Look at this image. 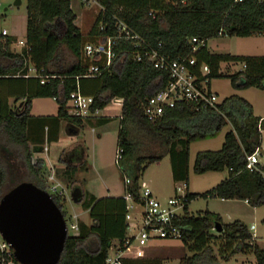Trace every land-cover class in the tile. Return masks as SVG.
Masks as SVG:
<instances>
[{
    "label": "trees",
    "instance_id": "16d2710c",
    "mask_svg": "<svg viewBox=\"0 0 264 264\" xmlns=\"http://www.w3.org/2000/svg\"><path fill=\"white\" fill-rule=\"evenodd\" d=\"M98 3L101 9L87 37L76 24L77 14L71 0H27L26 47L20 52L12 48L18 41L16 37L0 35V134L22 148V152L14 154L0 142V201L24 181L26 170L32 176L29 181L46 189V162L34 158L35 152L59 140L63 122L81 128L86 122L91 123L89 119L68 114L67 104L73 91L79 88L93 96L94 106L102 109L119 97L124 99L117 136V150H122V157L116 164L125 183V194L131 195L135 202H140L141 179L147 168L167 155L175 182L188 186L191 143L217 137L226 126H231L219 150L196 154L193 167L196 174L227 170L228 177L206 192L187 191L189 203L178 222L187 227L181 240L190 253L179 264H219L218 255L237 253L253 254L255 264H264V247L254 240L246 223L241 220L223 223L219 214L209 210L196 214L188 210L190 202L198 197L242 199L254 207L264 206V164L252 171L246 168L247 156L261 148L264 130V118L255 115L252 104L238 95L198 109L192 102H182L167 109L161 118L150 121L143 114V104L166 86L169 74L155 69L145 58L134 59L136 50L128 40H119L113 48L115 57L110 69L96 77L84 76L90 62L83 54L84 45L96 43L98 35L101 41L113 36L117 32L115 22L121 20L151 47L172 58L194 56L197 66L207 64L211 79L228 78L236 89L264 90V55L212 53L207 46L208 40L220 36L264 34V0H98ZM102 26L104 30H100ZM193 38L199 42L193 43ZM236 62L245 63L246 68L234 73L222 70L223 63ZM30 65L43 76L53 77L43 84L41 78L27 76ZM38 98L55 99L57 113L32 115L33 101ZM109 121L97 118L95 124ZM77 172L75 165L68 164L64 169L69 183L77 181ZM73 192L75 200L89 211L91 223L80 221L79 235L68 234L57 264H105L113 242L123 246L127 238L126 197L99 198L83 193L80 185ZM54 200L62 209L60 199ZM217 222L222 224V232L214 229ZM220 239L224 242H220L216 255L212 244ZM123 261L162 264L159 258Z\"/></svg>",
    "mask_w": 264,
    "mask_h": 264
},
{
    "label": "built area",
    "instance_id": "2783aa9c",
    "mask_svg": "<svg viewBox=\"0 0 264 264\" xmlns=\"http://www.w3.org/2000/svg\"><path fill=\"white\" fill-rule=\"evenodd\" d=\"M242 1V0H239ZM152 16H155L152 12ZM3 15V3L0 0V16ZM115 26L117 32L113 36L107 37L101 41V35L96 37V43L87 42L83 48L84 58L90 62L88 72L85 77H96L105 69H110L112 60L115 57L114 46L119 40L130 41L136 54L134 59H147L152 63L155 69L166 72L170 76L166 86L158 90L155 94L147 99L143 104V114L150 120L154 121L161 118L165 111L175 107L182 102H192L197 106L215 105L218 103L216 95L211 90V69L203 63L197 66V59L187 56L172 58L170 55L151 47L147 41L131 27L121 20H116ZM104 26L100 30H104ZM7 31L3 30L0 35H6ZM193 43L199 42L197 38L192 39ZM24 48L26 40L19 42ZM203 43V41H201ZM158 46H161L159 44ZM197 47L193 48L196 51ZM240 65V70L246 68V64L236 62ZM27 76L41 78V83H47L53 76H43L33 65H30ZM95 98L86 95L79 88L70 94L67 104L68 114L74 117L86 119L89 117L99 116L102 108L95 107ZM121 107L124 99L115 97L112 101ZM122 118V112L119 115ZM122 157V150H117L116 161ZM261 164L259 150L247 156L246 168L255 170ZM47 182L46 190L53 199H60L64 210V199L66 198V188L62 182L55 177L52 172L45 175ZM188 186L185 182H178L175 185V193L166 200L157 198L148 187H142L140 191V202H135L131 195H124L127 200L128 213L127 221V238L123 246L118 241H114L105 264H125L123 259L130 248L135 245L145 246L150 242L158 240L182 239L187 227L180 224V220L186 213V207L189 203L187 196ZM132 203V204H130ZM138 205L139 210L133 216L130 209L134 204ZM74 221L66 214L68 234L77 236L80 233L78 215L74 214ZM69 221V223H68ZM254 228V226L252 227ZM124 247V248H123ZM113 249V251H111ZM0 264H19L14 257V251L11 245L3 238L0 233ZM166 264V263H163Z\"/></svg>",
    "mask_w": 264,
    "mask_h": 264
},
{
    "label": "rangeland",
    "instance_id": "374dc122",
    "mask_svg": "<svg viewBox=\"0 0 264 264\" xmlns=\"http://www.w3.org/2000/svg\"><path fill=\"white\" fill-rule=\"evenodd\" d=\"M3 3V15L0 16V31L11 30L12 26L21 27L23 26V19L27 15V0H21L20 3H16L17 0H1ZM72 8L77 14V25L81 27L82 32L85 36L89 33L91 26L101 9L98 0H71ZM89 39V38H88ZM24 40V39H23ZM210 45L213 50H231L232 52H264V34H255L250 38H244L239 36H221L213 38L210 41ZM13 49L20 51L19 46L13 45ZM67 60H70V55L67 54ZM72 61V60H71ZM213 86L217 87L220 91V99L229 94L230 90V80L227 78H218L213 80ZM58 104L53 98H38L33 101L32 113L34 114H56ZM112 106L107 105L102 110V113L110 115V110ZM120 115V114H119ZM118 115V116H119ZM115 117V116H113ZM119 119H113L109 125L105 127L93 128L91 126H85L84 128L78 126H71V128L77 131L76 134L70 135L67 131V125L64 128L65 132L61 135V140L59 146H52L51 144H45L42 151H37L34 154V158H42L46 162V172L45 175L49 172L55 174V177L60 180L63 186L66 188V198L64 199V211L67 213L68 217L74 221V215L76 213H81V218L87 219L84 210L76 203L75 198L73 197V191L76 186L81 185L80 183V174L75 176L76 182L69 183L66 176L64 175V169L67 167L68 162L66 161V155L71 151L72 148L76 147L78 144L77 139L81 138L82 140L87 141L88 145V162L91 165V168L86 172V177L89 179V184L87 187L97 195H103L104 185H108L112 193H121L122 192V182L119 177V169L116 164V154H117V135L119 129ZM64 124H66L64 122ZM224 132V131H223ZM223 132L219 133V136L209 141V144H203L194 146L190 145V159L191 166L189 172V186L190 189L194 192H199L200 190H206L210 186L209 178L196 174L193 170V163L195 159L196 152L201 148H206L208 150H219L222 147L223 142ZM101 133L103 138L99 140V134ZM76 139H75V138ZM220 139V141H219ZM0 142L3 145L9 148L12 152L17 153V151L22 152V148L19 145L10 143L6 140V137L3 134H0ZM71 143V144H69ZM192 144V143H191ZM16 160V159H15ZM261 162V161H260ZM167 168L170 169L169 158L165 157L164 161L160 166L152 165L145 172L142 183L145 182L146 186L152 187V182L150 178L159 179L157 187H161L163 191H172L173 182L171 178H167ZM24 181H29L32 176L26 170L24 174ZM82 175V174H81ZM46 186H47V182ZM145 187V186H142ZM103 189V190H102ZM175 193V191H174ZM215 200L211 198L198 197L192 200L189 204L190 211L193 214H196L200 211L208 209V202ZM164 201V200H163ZM215 200L214 202H216ZM132 204V203H130ZM264 207V206H263ZM264 209V208H262ZM139 210L137 203L134 204V207H131L130 211L135 216ZM80 212V213H79ZM226 219V216H224ZM80 222V216L78 218ZM69 223V221H68ZM257 230L260 233V237L264 236V221L257 219L256 221ZM256 230V232H257ZM220 242L217 240L213 242V248L216 255H218ZM264 247L263 244L260 245ZM113 251V249H111ZM190 252L185 247L184 243L180 239L173 240H158L148 243L145 246L135 245L134 247L127 250L124 259L129 260H138L142 259L141 257H157L162 260V264H179L180 259ZM238 254L226 255L225 257L218 255L219 264H248V259H244ZM240 258H236V257Z\"/></svg>",
    "mask_w": 264,
    "mask_h": 264
},
{
    "label": "crops",
    "instance_id": "0c3cea01",
    "mask_svg": "<svg viewBox=\"0 0 264 264\" xmlns=\"http://www.w3.org/2000/svg\"><path fill=\"white\" fill-rule=\"evenodd\" d=\"M76 24H77V22H76ZM4 30H6V29H4ZM6 31H7L6 36H12V37L17 38L18 41L16 44H17V46H19L20 51H22L24 49V47L19 42L23 39H24L23 41L26 40L27 15L23 19V26H21V27L12 26L11 30H6ZM87 36H88V34H87ZM250 37L251 36L244 37V38H250ZM212 39L208 40V42H207L208 49L212 53L231 54V55H264L263 51L262 52L260 51V52H240V53H237V52H232L231 50H213L211 45H210V41ZM16 44H14V45H16ZM14 50L17 51V49H14ZM20 51H17V52H20ZM222 70L225 72L228 71L229 73H234V72L240 70V65L235 64V63L234 64L223 63L222 64ZM213 80L211 81L210 87H211L212 92L216 95L218 103L222 102V100L224 98H226L230 95H238V96H241V97L247 99L252 104L255 115H257L261 118H264V90L258 89L255 87H250V88H245V89H236L231 85V81H230L231 87L229 90V94L220 99V91L218 90L217 87L213 86ZM110 106H112V108L109 112L110 115H108L106 113H101L99 116L86 118V119H89L91 123L86 122L82 128H84L85 126L86 127L91 126L93 128L94 127L95 128L105 127L106 125H109L110 122L113 121V119H119V121H121L122 118H120L118 116L122 112L121 107H119L115 104H112V103L110 104ZM31 114L35 115V116L52 115V114H34V113H32V110H31ZM113 116H115V117H113ZM97 118H107V119H110V121L108 123H105V124L97 125V124H95ZM85 121H87V120H85ZM65 123L66 124H64V122L62 123L61 131H60V135H59V140L57 142L51 144L52 146H55V145H56V147L59 146V143L61 140V135L63 134V132H65L64 128L66 127V125L69 127L76 126V125L68 123V122H65ZM119 127H120V123H119ZM230 129H231V126H226L221 131V133L224 131L223 132V134H224L223 138L225 137L226 132H228ZM118 131H119V129H118ZM98 134H99V140H102V138H103L102 134L101 133H98ZM214 138L216 139V137H214ZM214 138L194 141V142H192L191 145L194 144V146H198V145H203V144H209V141L213 140ZM219 141H220V139H219ZM77 142H78V144L74 148L76 149L77 153L81 154V159L79 161L74 160L72 162H70V161H67V162L70 165H75L78 167L77 179H78V175L80 174L81 177H79L80 178L79 180H80V183H82L80 186L82 188L83 193H92L99 198L100 197L124 196L125 195V183L123 182V180L121 178L120 171H119V177H120V180L122 182V192L121 193H115V192L112 193L111 188L108 185H104V190L103 189L102 190L104 191L105 194L97 195L87 187V185L89 184V179L86 177L85 174L91 168V165L89 164V162L87 160L89 157V153H88L89 148H88L86 140H82L81 138H79V139H77ZM223 142H224V139H223ZM223 142H222V144H223ZM69 144H71V143H69ZM201 149L202 150L199 149L196 152V154L199 151L208 150L206 148H201ZM196 154H195V157H196ZM165 157L169 158L170 169L167 168V172H168L167 178L169 179V177H170L172 182H173L172 191L169 192L167 187H166L165 188L166 191L164 192L161 187H157V183H158L159 179L155 180V179L150 178L149 181L152 182L151 183L152 187L146 186L145 182H143V183L141 182V186L148 187L152 191V193L157 198H159L161 200H166V199L170 198L171 196H173L174 191H175V185H176V182L173 178V170H172V164H171L170 156L167 155ZM165 157L162 160L151 164L150 166H152V165L160 166L161 163L164 161ZM259 158H260L261 163L264 164V130H262L261 148L259 149ZM194 161H195V159H194ZM190 166H191V159H190V150H189V165H188L189 172H190ZM193 167H194V163H193ZM199 175L205 176L206 178H209L211 184H210V186H208V188H206V190H200L199 192L192 191L190 189V186L188 185V190L191 193H203V192L210 190L211 188L215 187L218 183H220L222 180H224L225 178L228 177V171L227 170H225V171H209V172L199 174ZM141 181H142V179H141ZM73 194H74V192H73ZM211 199H215L217 201L214 202L215 200H212V201L208 202V209L207 210H209L213 213L219 214L222 218L223 223H231L235 220L243 221L249 227V230H250L251 234L253 235L254 240L259 245H261V244L264 245V236L260 237V235H259L260 233L258 232L257 226H256L257 219L258 220L261 219L262 221H264V209H262V208H264L263 206L254 207V206H251L247 200H242V199H222V198H211ZM76 204H78L84 210L86 216L88 217L89 211L84 209L81 204H79V203H76ZM188 210H189V212H191L189 207H188ZM76 214L78 215V218L80 216L81 221H83L87 224L91 223L90 216L87 219H85V218H81V213L80 214L76 213ZM224 216H226V219L224 218ZM253 226H254V228H252ZM256 230H257V232H256ZM238 256L242 257L243 260L248 259L247 260L249 262L248 264H255L256 263V259H255V256L253 254H241L240 253V254H238ZM238 256L236 258H240ZM141 258L149 260V259H156L157 257H155V258L154 257H141Z\"/></svg>",
    "mask_w": 264,
    "mask_h": 264
},
{
    "label": "water",
    "instance_id": "95a60500",
    "mask_svg": "<svg viewBox=\"0 0 264 264\" xmlns=\"http://www.w3.org/2000/svg\"><path fill=\"white\" fill-rule=\"evenodd\" d=\"M67 131L70 135L77 133L69 126ZM214 229L222 232L223 226L217 222ZM0 233L11 245L19 264H57L68 227L62 209L50 193L31 181H22L0 201Z\"/></svg>",
    "mask_w": 264,
    "mask_h": 264
},
{
    "label": "flooded vegetation",
    "instance_id": "af4514ba",
    "mask_svg": "<svg viewBox=\"0 0 264 264\" xmlns=\"http://www.w3.org/2000/svg\"><path fill=\"white\" fill-rule=\"evenodd\" d=\"M81 159V154L77 153L75 148H72L71 151L66 155V161H79Z\"/></svg>",
    "mask_w": 264,
    "mask_h": 264
}]
</instances>
